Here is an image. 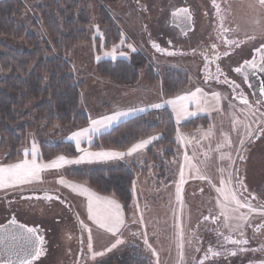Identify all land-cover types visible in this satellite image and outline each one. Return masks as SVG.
Instances as JSON below:
<instances>
[{
	"label": "rangeland",
	"instance_id": "1",
	"mask_svg": "<svg viewBox=\"0 0 264 264\" xmlns=\"http://www.w3.org/2000/svg\"><path fill=\"white\" fill-rule=\"evenodd\" d=\"M186 1L191 2V0H173V2L170 0H147V2L145 0H88L87 12L91 17V24L88 26L90 41L75 45L66 54V57L72 65V75L75 80L85 83L82 89L84 94L82 105L90 106L87 111L90 121L88 125L76 130H61L63 134L58 136L55 134L61 129L58 125L48 128L44 132L46 141L70 143L74 147L75 154H60L49 159L43 158L35 132H29L22 146L21 156L16 161L7 162V155L0 154V166H3L23 160L25 150L29 151L27 158L31 160L33 158L31 155L33 145L36 146L38 153L35 157L37 163H50L61 155L68 160H76L85 152L126 153L128 149L123 151L95 149L93 148L95 138L130 118L165 107L173 113L177 124L188 122L197 117L208 118L207 126L200 125L198 129L177 133L175 139L180 145V152L172 161L168 162L173 169L171 170L173 171L172 174H167L165 178L156 176L157 174L154 172L156 164L151 161V171L144 177H138L134 184L132 190L134 199L128 211L114 196L99 193L88 183L70 178L66 173L72 168L111 167L120 163L131 166L134 162L143 163L148 160L147 151L154 140L130 156L125 155L123 158L110 160L93 159L91 162L85 160L79 164H64L60 168L44 169L40 173L39 180L0 189L2 202L9 200L5 198L19 197L21 193L41 194L49 192L60 195L69 203L74 218L66 206L54 199L47 200V204L40 202L36 206H33L29 200H24V209L19 215L20 218L25 222L42 221L45 227L51 230L50 253L40 264H71L69 257L72 254V247L75 245L76 251L73 254V258H75L81 244L78 232L83 237L84 250L88 253L82 263L91 264L92 261L98 263L96 259L98 257L101 259L103 256L93 258V253L104 252L105 256L111 253L117 254L118 247H125L124 244L127 243V238L132 231L137 234L135 243L139 242L136 244L142 245V254L143 257H146L143 259V264H190L196 254L199 256L197 251L202 245L203 235L200 232L204 229L202 224L205 220V213H207L205 210L211 211L213 209L218 213L215 219L217 230L223 231L224 235H232L238 238L243 235L250 219L264 215L263 211H253L247 207L233 211L237 206L234 203H227L225 206L223 196L217 191V189L225 188L231 175L230 187L241 201L233 185L234 166L236 165L237 154L242 148L240 140L243 139L245 143L251 136L248 133H253L261 125L262 117L258 112L262 109L254 110L251 106L241 104L239 100L231 98L227 89L204 83L201 76L202 63L197 53L190 51L188 47L194 44L191 42L200 37L203 38V30H206L208 24L207 11L209 5L204 6L202 4L199 6L193 5L194 2H191L195 8L196 27L188 35H184L181 31L180 35L167 22L169 11L165 9H171L175 7L176 3L181 4ZM204 4L207 5V2ZM221 4L223 3L221 2ZM231 4L233 7L228 2L223 5L224 9L227 7L226 11L231 18L226 26L235 27L232 32L239 35L240 38H255L257 41L264 39V5H261L258 0ZM146 6L148 8H145ZM163 7L165 8L164 11ZM103 11L111 17L121 30V37L118 42L109 48L104 46L106 42L105 26L101 21ZM19 20L27 33L36 35L42 54L47 55L51 43L42 27L40 15L34 3L26 4ZM35 22L38 23L36 26L34 25ZM152 38L161 42L169 40L174 43L171 50L173 54L166 55L161 51H153L148 46L152 42ZM10 45L18 50H22L26 46L23 40L12 42ZM241 50L242 57H246L250 53V50L245 48ZM138 51H141L154 68L161 72L167 67H174L186 73L190 84L180 93L165 96L160 82L147 84L143 76V69H140V80L133 85L115 84L109 79L106 80L99 73L100 64L104 61L127 59L130 58L131 53ZM196 88L202 89V92L197 93L196 98L193 99L190 97V93L195 92ZM214 93L218 94L219 99L214 97ZM178 96H189V99L184 103L187 105L188 111L195 113V115L177 118L173 105L166 102L176 100ZM154 104H161L162 106L154 108L152 107ZM116 112H127L128 115L113 121L107 128L103 127L97 132L90 131L87 136L79 138V147H77V139L72 138L73 133L80 132L85 128L91 129L93 120H101L103 117L112 116ZM222 156L225 158L222 159ZM220 169H224V171ZM260 169H262L260 177L263 178L264 169L263 167ZM182 170L184 183L181 185L180 174ZM200 176H204L205 179H200ZM60 181H64V183ZM221 181L225 183H221ZM178 185H180L179 199ZM83 189H87L97 196L115 200L121 205L124 225L115 236L104 229H100L92 220L88 219V194ZM222 211L227 212L232 219L226 221L225 216L221 214ZM241 215L247 217V220L237 219ZM81 221L87 225V228L91 229L92 251L88 249L89 233L81 226ZM238 224L243 226L236 228L235 225ZM69 229L73 233L72 237L67 239L64 233ZM116 239H119L121 243L112 248L111 251H106L115 243ZM145 239L148 244H145ZM153 250L155 254H153ZM130 252L131 250L127 249L126 253L132 257ZM222 258L226 257L222 256ZM222 258L216 257L214 259L217 262L210 260L207 264H227V258L225 260ZM238 259L240 257H235L234 261ZM133 263L134 261L130 259L124 261L117 259L115 263H109L108 260V264Z\"/></svg>",
	"mask_w": 264,
	"mask_h": 264
},
{
	"label": "trees",
	"instance_id": "2",
	"mask_svg": "<svg viewBox=\"0 0 264 264\" xmlns=\"http://www.w3.org/2000/svg\"><path fill=\"white\" fill-rule=\"evenodd\" d=\"M87 2L0 0V154L7 155V162L16 161L21 156L29 132H35L45 159L75 154L70 143L46 141L44 132L58 125L61 127L55 133L58 136L63 134L61 130H76L90 121L87 116L90 106L82 105L85 83L75 80L72 65L66 57L75 45L90 41L88 26L91 17ZM27 3L35 4L51 43L47 55L42 54L36 35L27 33L19 20ZM101 21L105 26L104 46L112 47L121 37V30L105 11L101 14ZM18 40L24 41V49L18 50L10 45ZM149 63L148 58L138 51L127 59L104 61L99 73L115 84L133 85L140 80V69H143L147 84L160 82L165 96L180 93L190 84L187 74L181 70L167 67L161 72ZM207 120L203 116L177 124L167 107L135 116L98 135L93 148L123 151L155 136L157 138L147 151L152 158L148 157L143 163L134 162L131 166L120 163L111 167L72 168L66 175L88 183L99 193L114 196L128 211L134 199V184L138 177L151 171V161L156 164L153 170L156 176L165 178L172 174L168 162L180 152L175 139L177 133L207 126Z\"/></svg>",
	"mask_w": 264,
	"mask_h": 264
},
{
	"label": "flooded vegetation",
	"instance_id": "3",
	"mask_svg": "<svg viewBox=\"0 0 264 264\" xmlns=\"http://www.w3.org/2000/svg\"><path fill=\"white\" fill-rule=\"evenodd\" d=\"M192 1L194 2L193 5H209L207 11L208 24L206 30H203V38L200 37L191 42L194 44L188 47L190 51L197 53L202 63L201 76L204 83L227 89V91L230 92L231 98L239 100L241 104H244L243 99H247V105L251 106L254 110L262 109V111L258 112L262 117L261 125L252 133L237 154V161L234 166L233 185L238 197L243 203L246 202L250 204L251 210L253 211H263L264 213V177H260V171L262 170L260 168L263 167L264 169V85L259 79V74L257 72L258 68L251 69L245 64L246 60L250 61L253 59L258 63L260 62V54L256 52V49L264 45V39L257 41L255 38H246L247 40L245 38H240L239 35L232 32L235 27L226 26L231 20L226 11L227 7L225 9L223 8L224 3L227 2L226 0H191V2ZM191 2L176 3L175 8L170 12L172 13V11L183 5L193 6ZM205 2H207V5L204 4ZM221 2L223 4H221ZM217 6L219 7V11L217 10ZM193 9L196 27L195 8ZM171 13L167 22L181 35L179 28L172 24ZM181 19L182 18H176L175 20L178 22ZM228 19L229 21H226ZM223 29H228V31H223ZM188 33L186 35H188ZM226 40L235 41L236 43H226ZM154 44L166 55H169L168 53L171 52L174 45V43L169 40H167V42H161L152 38V42L148 46L155 52L158 50L156 47H153ZM237 44L239 46H237ZM213 45H215V47H213ZM244 48L250 50V53L246 57H242L241 55V49ZM225 53L228 54L225 55ZM205 57H207V59H205ZM217 57H219V59H217ZM218 66L220 69L219 72L217 71ZM238 67L241 68L240 73L235 71ZM241 156L244 157V159H241ZM237 181H243V185L247 188V191H245L244 187H241ZM42 194L44 193H21L19 197L5 198L9 199L7 202H2L3 198L0 200V226L6 225L7 229L15 234L22 232L24 229L33 228L36 230L38 236L43 237V244L39 245L43 249L42 255L38 260L32 261V264H40L50 253L51 230H48L42 221L25 222L19 215L24 209V200H29V202H32L33 206H36V204L40 202H45V204H47L48 199H45ZM50 197L61 203V205L63 204L66 206L69 213H71V216L74 218V213L70 210L69 203L63 197L53 193ZM56 197H59V199H56ZM205 211L207 212L205 213L207 220H203L202 225L204 229L200 232V234L203 235L202 245L200 248H198L197 245L199 256L196 254L190 264H199L200 261L207 264L208 261H214V258H222V256H225L227 259L229 258L228 260L222 258V260L226 259L227 264H260L261 261H264V215H258L261 213H254L258 216L249 220L243 235L238 238L232 235H224L223 231L217 230L215 219L218 213L213 209H211V211ZM211 214H213V216L210 217ZM13 220L15 223H13ZM72 233L73 231L69 229L66 230L64 235L67 239H70ZM77 234L81 239V244L75 258H73V254L76 248L75 245H73L72 254L69 257L71 264H83L82 261H84V258L87 257L88 254L84 250L83 237L79 235L80 232ZM136 236L137 234L132 231L127 238V243L125 242L124 244L125 247H118L117 254L113 255L111 253L107 256L104 255L101 259L98 257L96 261L98 263L108 264V260L109 263H115L117 259H120V261L130 259L134 261L133 264H143V259L146 257H143L142 254V245L136 244L139 242L135 243ZM226 237H229L230 240H247L248 243L234 245L230 240H226ZM63 241L65 240L63 239ZM127 249L131 250L130 254L132 257L128 256V252L126 253ZM209 249H211V251H209ZM213 252H217L219 255L213 256ZM233 252L235 255L231 254ZM235 257H240V259L234 261ZM2 259H7V257ZM215 262L217 261L215 260ZM98 263H95V261L91 262V264Z\"/></svg>",
	"mask_w": 264,
	"mask_h": 264
},
{
	"label": "snow or ice",
	"instance_id": "4",
	"mask_svg": "<svg viewBox=\"0 0 264 264\" xmlns=\"http://www.w3.org/2000/svg\"><path fill=\"white\" fill-rule=\"evenodd\" d=\"M261 5H264V0H259ZM217 10L219 11V7L217 6ZM174 18H183L190 21L191 16L189 10L187 8H178L173 12ZM222 27V25H221ZM223 31H228V29H223ZM226 43H236L235 41H227ZM237 46H239L237 44ZM131 47V45H129ZM156 47L158 51L159 47L157 45H153ZM215 47V45H213ZM135 50V49H133ZM256 52L260 54V62L258 63L255 59L250 61H245V64L251 69H259L260 71H264V45H261L259 48L256 49ZM169 55L173 53L169 52ZM228 53H225L227 55ZM207 59V57H205ZM219 59V57H217ZM207 66V65H206ZM217 71L219 72V66L217 67ZM235 71L237 73L241 72V68H236ZM227 82V81H226ZM202 89L196 88L195 92L190 93V97L195 99L197 93H201ZM214 97L219 99L218 94H213ZM189 96H178L176 100H169L166 103L173 105L174 110L177 113V118L180 119L183 116H191L195 115L193 112H189L187 105L184 101L188 100ZM199 103V101H197ZM244 104H248L247 99H243ZM161 104H154L152 107L160 108ZM127 112H116L112 116H105L101 120H93L91 129H83L80 132L73 133V137L77 139V147H79V138L87 136L89 132H97L101 127H106L111 124L113 121L119 120L122 116H127ZM248 135H252L251 132ZM90 138V137H89ZM157 137L153 136L149 139H144L139 141L138 143L133 144L130 148H128L127 152H85L83 156L76 160H68L64 156H58L56 159L52 160L50 163H37L36 156H37V149L36 146L33 145L31 149L32 159H28L29 151L25 150V158L17 163L6 164L0 166V189L13 187L16 185H22L30 183L33 180L40 179V173L44 169H56L62 167L64 164H79L87 160L91 162L93 159L97 160H110L114 158H123L125 155H132L133 153L137 152L139 149H143L148 144L152 142V140L156 139ZM241 146L244 144V140H240ZM224 159L225 157H221ZM230 158V157H229ZM244 159V157H240ZM187 159V157H186ZM224 171V169H220ZM198 171V169H197ZM180 184L184 183V173L183 170L180 174ZM200 179H205L204 176H200ZM64 183V181H60ZM241 187H244V190L247 191V188L243 185V181H237ZM221 183H225L221 181ZM232 183L231 175L226 183L225 188L217 189L218 192L221 193L223 196V200L225 202V206L227 203H234L237 207L233 209L236 211L238 208L248 207L251 209V205L242 203L236 196L235 191L230 187ZM85 193L88 194V203H87V212H88V219L92 220L100 229H104L105 231L112 233L114 236L119 233L121 227L124 225L123 219V212L121 209V205L117 203L115 200L108 199L106 197L97 196L95 193L89 192L87 189H83ZM180 192V185L177 186V193L178 199ZM45 199H52L50 196H46ZM59 199V197H56ZM225 216V220L228 221L232 219V217L227 213H221ZM207 219V217H205ZM237 219L241 221H246L247 217L241 215L237 217ZM13 223L15 221L13 220ZM81 226L88 231V249L92 251L93 244H92V234L91 229L87 228V225H84L81 221ZM227 226V225H226ZM242 224L235 225L236 228L242 227ZM23 227V226H21ZM226 240H230L229 237L225 238ZM11 241V243H9ZM230 242L234 245L240 244H247V240H230ZM121 241L116 239L115 243L111 245L110 248L106 249V251H111L112 248H115ZM43 244V237L37 235L36 230L33 228L24 229L22 232L18 234H4L0 235V255H7V259H0V264H32V261L38 260L43 252V249L39 246ZM145 244H148V241L145 239ZM149 247H151L149 245ZM211 251V249H209ZM256 251V250H253ZM22 253V255H21ZM153 254H155L153 250ZM235 255V253H231ZM104 252H95L93 253V258L96 256H103ZM213 256L219 255L217 252L212 253ZM12 256H16L17 259L14 261ZM207 259V257H206ZM199 264H204L203 261H200ZM260 264H264V261H261Z\"/></svg>",
	"mask_w": 264,
	"mask_h": 264
},
{
	"label": "water",
	"instance_id": "5",
	"mask_svg": "<svg viewBox=\"0 0 264 264\" xmlns=\"http://www.w3.org/2000/svg\"><path fill=\"white\" fill-rule=\"evenodd\" d=\"M178 8H187L188 10H189V13H190V16H191V19H190V21L189 20H187V19H181L180 21H176L175 19L176 18H174L173 17V12L176 10H174V11H172V15H171V19H172V24L174 25V26H176V27H178L179 28V30L184 34V35H186L188 32H190V31H192V30H194V28H195V21H194V19H193V12H194V9H193V7L192 6H180V7H178ZM177 8V9H178ZM257 72H258V74H259V79L262 81V83H263V85H264V71H260L259 69H257ZM51 194L50 193H44V194H42V196L43 197H46V196H50ZM4 234H15V233H13V232H11V231H9L8 229H7V226L6 225H4V226H0V235H4ZM9 243H11V241H9ZM21 255H22V253H21ZM7 257V255L5 254V255H0V259H2V258H6ZM12 259L15 261L16 259H17V257L16 256H12Z\"/></svg>",
	"mask_w": 264,
	"mask_h": 264
},
{
	"label": "crops",
	"instance_id": "6",
	"mask_svg": "<svg viewBox=\"0 0 264 264\" xmlns=\"http://www.w3.org/2000/svg\"><path fill=\"white\" fill-rule=\"evenodd\" d=\"M146 2H147V0H145ZM171 2H173V0H170ZM228 3H230V6L231 7H233L232 6V4L231 3H244V2H246V1H249V0H226ZM252 1V0H251ZM256 1V0H255ZM258 2H259V0H258ZM260 3V2H259ZM176 6V5H175ZM145 8H148L147 6L145 7ZM175 7H173V8H171V9H165L164 7L162 8L163 9V11H164V9L165 10H167V11H169V16L167 17L168 19L170 18V11L172 10V9H174ZM161 12V11H160ZM150 16H151V14H149ZM208 20V19H207ZM149 24H150V22H148ZM103 127H101L99 130H101ZM104 128H107V126L106 127H104ZM133 198H134V196H133ZM104 256V255H103Z\"/></svg>",
	"mask_w": 264,
	"mask_h": 264
},
{
	"label": "bare ground",
	"instance_id": "7",
	"mask_svg": "<svg viewBox=\"0 0 264 264\" xmlns=\"http://www.w3.org/2000/svg\"><path fill=\"white\" fill-rule=\"evenodd\" d=\"M113 263V262H112Z\"/></svg>",
	"mask_w": 264,
	"mask_h": 264
}]
</instances>
